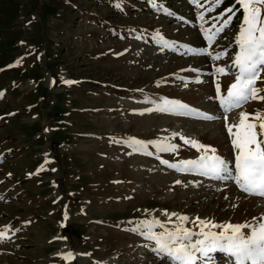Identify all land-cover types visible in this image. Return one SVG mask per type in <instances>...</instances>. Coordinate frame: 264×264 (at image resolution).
<instances>
[{
  "label": "rangeland",
  "instance_id": "rangeland-1",
  "mask_svg": "<svg viewBox=\"0 0 264 264\" xmlns=\"http://www.w3.org/2000/svg\"><path fill=\"white\" fill-rule=\"evenodd\" d=\"M199 4L0 0V231L7 236L0 264H170L134 231L140 221L158 219L171 230L179 216L221 225L264 217V197L233 180L161 162L204 154L185 140L234 161L216 86L226 96L235 81L243 11L209 45L200 26L215 32L223 23L215 17L234 3L225 0L218 12L208 11L212 0ZM165 100L197 112L153 110ZM241 112L258 124L264 100L233 109L228 123L238 124ZM170 145L176 150H165ZM165 211L177 216L169 222ZM210 255L214 264H232L225 253Z\"/></svg>",
  "mask_w": 264,
  "mask_h": 264
},
{
  "label": "snow or ice",
  "instance_id": "snow-or-ice-1",
  "mask_svg": "<svg viewBox=\"0 0 264 264\" xmlns=\"http://www.w3.org/2000/svg\"><path fill=\"white\" fill-rule=\"evenodd\" d=\"M198 7L199 0H193ZM222 0H212L208 11H213L220 5ZM235 4L240 6L236 11L242 9L243 16L235 43L238 45V52L232 60V68L235 70V81L229 86L227 95H221L219 84L216 86V94L225 115V127L231 139L234 151V161H229L217 154L214 147L200 144L195 140H185V143L195 147L197 151L204 150L198 159L182 160L178 164H169L168 161H161L169 168H174L178 172L192 173L210 177L217 180L231 179L238 186L240 191L248 195L264 197V116L255 114V120L250 122L249 114L240 113L238 124L228 123V113L233 109L241 108L250 100H264V95H259L261 89L257 87V82L264 80V0H235ZM230 6L224 10V15H228L223 20L221 27L215 32L211 29H204L201 25V32L209 45H212L220 33L228 27L236 15ZM172 15V13H166ZM199 19L203 20V14ZM217 21L221 17H215ZM200 54H204L206 49H197ZM211 59L219 60L225 53L219 52L214 56L209 54ZM19 63V62H17ZM220 74H227L225 68L217 69ZM163 107L153 110L169 112L170 114L189 115L197 112L188 105L180 101L165 100ZM198 115H200L198 113ZM206 120H214L216 117L204 115ZM257 128L260 131H257ZM235 129V131H234ZM133 143H138L133 141ZM175 151L176 146L170 145L169 149ZM234 164V167L232 166ZM177 184L181 183L179 180ZM227 199V197H225ZM164 215L171 222L176 213ZM181 223L175 225L174 229H169L163 221L158 219L143 220L134 231L141 234L146 240L153 242L154 247L150 248L157 257L167 259L170 264H197L198 261L206 259L209 264H214L210 254L217 251L225 253L232 264H264V217L260 218L257 224H217L211 220L196 217L189 221L187 216L177 217ZM194 223L200 229L194 232L184 226L185 223ZM159 228L161 231H155ZM219 229V231H213ZM247 230V231H246ZM195 237V239H193ZM4 232L0 231V240L6 239ZM72 253H68L62 258L69 260Z\"/></svg>",
  "mask_w": 264,
  "mask_h": 264
},
{
  "label": "trees",
  "instance_id": "trees-1",
  "mask_svg": "<svg viewBox=\"0 0 264 264\" xmlns=\"http://www.w3.org/2000/svg\"><path fill=\"white\" fill-rule=\"evenodd\" d=\"M200 1H203V0H199V2ZM233 1V3H234V6L236 7V9H239L240 8V6L238 5V4H235V0H232ZM225 2V0H222V3H224ZM203 3V2H202ZM221 3V4H222ZM221 10V5H218L217 7H215V9L213 10V12H218V11H220ZM236 11V10H235ZM241 12H242V9L240 10V11H236V15L235 16H239L240 17V14H241ZM228 15H232V13H227V15H224V11H222L221 12V15H220V17H221V19L219 20V21H223ZM217 17H219V16H217ZM240 18H236V19H234L233 18V21H235V22H237L238 20H239ZM238 24V23H237ZM236 28V26L234 27V29ZM66 231V230H65ZM64 231V232H65ZM73 232H75L76 233V231H73ZM77 235H79L80 236V234H79V232H77L76 233Z\"/></svg>",
  "mask_w": 264,
  "mask_h": 264
}]
</instances>
